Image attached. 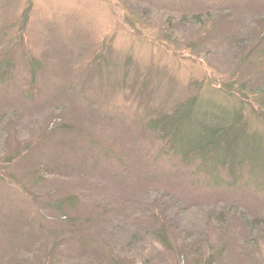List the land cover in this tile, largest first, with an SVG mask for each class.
I'll return each instance as SVG.
<instances>
[{
    "label": "rangeland",
    "instance_id": "374dc122",
    "mask_svg": "<svg viewBox=\"0 0 264 264\" xmlns=\"http://www.w3.org/2000/svg\"><path fill=\"white\" fill-rule=\"evenodd\" d=\"M262 27L264 0H0V69L9 62L10 77L0 85V163L43 134L47 146L35 150L37 158L25 162L27 153L9 174L30 184L26 174L36 161L42 175L62 174L27 188V195L0 184V264H48L52 246L51 264H194L150 238L154 227L145 216L158 195L171 206L195 207L169 215L187 230L212 213L207 205L230 206L234 219L211 250L224 244L216 264H264V245L250 241L240 218L264 211L262 179L230 189L208 182L193 173L194 163L183 168L177 156L157 153L143 119L218 93L264 141L254 90L235 85L251 80L256 64L264 69L259 53L240 62ZM60 133L67 142H56ZM57 149L68 170L45 166H60ZM68 191L79 196L72 215L90 220L71 238L50 208L33 205ZM94 209L106 215L92 221ZM204 232L196 227L193 235ZM130 233L140 236L130 242Z\"/></svg>",
    "mask_w": 264,
    "mask_h": 264
},
{
    "label": "trees",
    "instance_id": "16d2710c",
    "mask_svg": "<svg viewBox=\"0 0 264 264\" xmlns=\"http://www.w3.org/2000/svg\"><path fill=\"white\" fill-rule=\"evenodd\" d=\"M198 18V16H195L189 20L194 23ZM262 29L256 34L254 46H248V49L243 48L246 52L241 56V66L252 54L259 53L260 56L264 55V28L262 27ZM260 62L262 61L260 60ZM256 65V72H258L254 73L255 75L251 80L236 83L235 85H238L241 90L247 87H249L250 91L254 90L256 94L254 100L259 105L261 109L260 117L264 120V69L262 70L261 66L259 68V64ZM8 68L9 62H6V66L0 69L3 74L0 77V85H4L10 78L7 71ZM260 69L261 71L259 72ZM222 92L225 94L226 90H222ZM217 97L188 98L169 114L163 115L162 113L152 112L150 115L145 113L143 119L147 121L144 123V127L153 136V147L157 153H170L172 157L177 156L179 161L183 163V168L189 167L190 162L194 163L193 173L195 175L202 176L203 179L215 185H225L229 189L231 187H239L241 181L253 180L255 183L256 180L261 178V189L258 191L260 192L264 190V141L256 133L251 134L248 132L247 123L242 119V110L229 107L224 103V97L219 96L218 93ZM199 103L204 105L202 109ZM182 133H184V137L180 136ZM243 134H247L248 137L244 139L242 137ZM38 138H40L39 141H36ZM37 139L31 145H25L22 149L20 147L17 148L19 149L17 152L11 151L0 163V184L12 188L9 190L10 194L17 193L20 188L25 190L24 195H27L29 194L27 188L36 187L40 181L53 176L62 177V174L55 171H53V174L52 172H45L42 175L44 171L40 170L45 169H40L38 161L34 163L37 168L26 174L30 184L23 183L21 179L19 181L9 174L13 164L21 162L27 153L28 155L32 153V155L27 157V159L25 158V162H31L37 155L35 150L47 146L43 134H40ZM67 141L62 135L56 142L63 144ZM48 152H45V154ZM53 154L55 155L56 163L61 162L60 166H45L48 169H56V171H59V169L68 170L70 163L67 162L68 159L63 157L60 149H57ZM68 183L71 184L69 180H66L65 185ZM78 198L79 196L77 197L71 191H68L59 196L49 195L45 198H40V202L34 201L33 205L34 207H40V212L45 209L44 205L50 208L49 210L58 222H61V228L69 235L67 238H71L76 236L77 227H80L82 232H86L90 222L87 219L88 216L72 215V212L79 205L77 204ZM218 202L220 201H216L213 205H207L213 206L212 213L207 211L200 223L191 224L189 230H187L186 227L177 228L179 219H171L169 215L174 210L181 214L187 213L195 207L192 205H184V208L182 205L179 207L171 206L172 202H170L168 197L164 195L155 196L150 202L145 216L146 222L148 220L146 226L151 223L154 227V230L149 232L150 238L164 251L175 252L178 261L186 263V261L192 262L193 260L194 264H216L223 254L221 251H224V244L219 250V254L211 252V250L216 248L220 239H224L228 227L234 219V217H231L232 208L226 204L217 205ZM219 206L223 208L218 209ZM105 215L104 209L100 213H96L94 209L91 220L96 221ZM240 218L245 228L253 236L252 238H250L251 236L249 237L250 241L257 245H264V211L253 219L245 216ZM32 222L38 223L36 219ZM27 223L29 224V221ZM196 227L203 228L205 232L195 237L193 232H195ZM129 236L128 240L133 242L140 235L130 233ZM58 240L60 243L64 241L63 238ZM82 240H78L77 243H81L80 245L84 246L83 242H81ZM259 240L260 242H258ZM51 249L52 252L50 251L47 254L48 264H51L57 258V256H51L54 254L53 246Z\"/></svg>",
    "mask_w": 264,
    "mask_h": 264
}]
</instances>
